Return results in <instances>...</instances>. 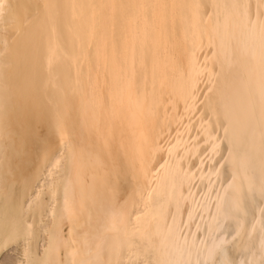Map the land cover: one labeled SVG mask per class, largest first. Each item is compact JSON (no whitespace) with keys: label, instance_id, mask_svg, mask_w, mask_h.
<instances>
[{"label":"bare ground","instance_id":"1","mask_svg":"<svg viewBox=\"0 0 264 264\" xmlns=\"http://www.w3.org/2000/svg\"><path fill=\"white\" fill-rule=\"evenodd\" d=\"M0 264H264V0H0Z\"/></svg>","mask_w":264,"mask_h":264},{"label":"rangeland","instance_id":"2","mask_svg":"<svg viewBox=\"0 0 264 264\" xmlns=\"http://www.w3.org/2000/svg\"><path fill=\"white\" fill-rule=\"evenodd\" d=\"M14 253H16L15 250H14V251H10L9 253H6L3 257L5 258V257H7V256H9V255H11V254H12V256H13V255L15 256ZM8 254H9V255H8ZM6 255H7V256H6ZM3 257H2L1 259H3Z\"/></svg>","mask_w":264,"mask_h":264}]
</instances>
